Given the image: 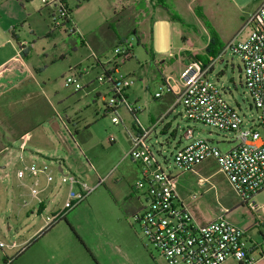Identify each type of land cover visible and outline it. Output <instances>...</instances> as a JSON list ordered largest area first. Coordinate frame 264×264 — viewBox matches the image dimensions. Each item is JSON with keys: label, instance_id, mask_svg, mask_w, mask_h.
Here are the masks:
<instances>
[{"label": "rangeland", "instance_id": "obj_1", "mask_svg": "<svg viewBox=\"0 0 264 264\" xmlns=\"http://www.w3.org/2000/svg\"><path fill=\"white\" fill-rule=\"evenodd\" d=\"M31 1L23 0L32 15L18 32L29 49V61L41 62L37 76L41 86H31L34 95L21 103L20 110L31 112L32 98L42 96L44 91L53 102L55 119L67 118L78 142L71 140L74 146H63L60 152L66 157L64 173L77 175L91 188L100 178L106 180L39 234L43 216L62 208L70 182L61 183L63 173L55 161L48 160L53 181L46 173L33 175L26 169V165L41 166L42 162H22L6 171L8 175L0 170V264H168L133 217L134 208L145 203L142 191L136 187L142 178L140 163L129 155L133 136L141 127H150L152 120L155 122L165 111L158 106L163 99L155 96L161 75L179 76L186 61L204 55L210 29L231 31L234 9L226 0H167L168 7L150 0H68L72 21L56 28L54 21L59 19L54 6ZM240 1L247 13L264 0ZM115 33L118 44L128 39L133 47L132 56L114 72L121 88L124 81L129 83L126 102L116 113L121 119L118 124L112 120L116 114L108 111L113 85L98 80L104 73L99 61L113 65ZM223 42L226 47V38ZM17 55L20 57V49ZM222 58L214 63L208 78L223 88L226 100L250 125L259 111L245 86L241 59L229 49ZM7 62L18 65L14 57ZM73 67L85 69L83 87L78 91L65 82ZM126 104L136 107L137 118ZM187 127L223 151L237 142L232 132L188 119L183 105L178 104L163 115L147 143L163 168L175 174L176 186L197 221L228 213L227 219L240 228L249 223L251 241L247 245L256 242L264 252V190L254 197L259 208L252 209L236 194L216 159L209 158L191 170L175 168L174 155L187 143L185 139L179 142ZM19 168L25 172L22 177L18 176ZM34 189L39 190L37 195ZM79 189L73 186L74 191ZM41 197L47 207L42 213L38 201ZM28 237L23 245L11 246ZM222 264L238 262L230 259Z\"/></svg>", "mask_w": 264, "mask_h": 264}, {"label": "built area", "instance_id": "obj_2", "mask_svg": "<svg viewBox=\"0 0 264 264\" xmlns=\"http://www.w3.org/2000/svg\"><path fill=\"white\" fill-rule=\"evenodd\" d=\"M41 1L45 6H54L59 19L55 18L54 27L71 23L68 0ZM75 30L72 28L73 32ZM246 31L248 32L244 37ZM228 49L241 59L245 86L259 111L250 125H246L238 109L226 100L223 88L208 78L214 63ZM25 50L26 42L22 41L20 57L17 55L14 60L20 61ZM132 52L133 47L128 39L123 44L116 45L111 60L113 65L104 64V73L98 77L99 81L106 80L113 85V96L108 109L114 114L126 102L125 91L129 84L124 81V88H121V81L115 77L114 72L122 62L132 56ZM15 68V64L11 62L0 65V76L5 70ZM70 71L65 77L66 85L76 91L82 89L81 76L85 69L73 67ZM165 93L175 95L173 107L182 104L188 119L232 132L237 140L232 148L223 151L212 140L198 137L195 129L187 127L183 131V138L187 143L178 148L174 155V167L184 171L191 170L196 164L214 158L243 203L252 209L259 208L254 197L264 190V1L249 14L244 26L227 43L220 56L209 65L205 66L200 59H192L185 64L179 76L166 77L155 96L159 98ZM125 106L135 113V106ZM112 120L117 124L121 121L117 114ZM150 132L151 129H147L134 135L133 148L129 153L142 166V178L136 187L142 191L145 203L134 212L133 217L147 241L168 264H222L228 259H235L242 264L255 262L256 257L251 250L257 243L252 241L253 244L247 245L251 237L245 229L227 219L228 213H221L207 223H201L194 218L176 186L175 174L163 168L147 143ZM27 169L33 175L46 173L49 181L54 180L47 163L41 166L33 163ZM61 172V183L70 182L71 188L62 208L47 216L49 225L83 201L106 180L100 178L91 188L77 175L66 174L64 170ZM17 173L19 177L25 174L23 170H18ZM74 185H78L80 189L74 191ZM38 193L39 190L34 189L33 194Z\"/></svg>", "mask_w": 264, "mask_h": 264}, {"label": "crops", "instance_id": "obj_3", "mask_svg": "<svg viewBox=\"0 0 264 264\" xmlns=\"http://www.w3.org/2000/svg\"><path fill=\"white\" fill-rule=\"evenodd\" d=\"M24 1L32 2L31 0ZM135 1L137 2L138 0ZM226 1H228L231 9H234L235 12L231 22V24L234 26L233 29L231 31L229 30L228 33H226L227 30L224 32L220 30L219 34L222 37V42L223 39L226 38V43H228L244 26L249 14L256 10L261 5V3L246 13L244 12V4L240 0ZM0 12V29L2 31H0L1 65L4 62H7V60L10 58H15L17 56L18 49H20V44L22 42V37L18 32L19 26L21 25L23 27L26 25L28 18L32 15V13L29 9H27V6L24 5L23 0L22 2L21 0H0ZM39 12L41 13V10ZM6 16L8 18H5ZM28 26L31 27L30 24H28ZM133 29L136 30V27H133ZM247 32L248 31H246L244 34V37L246 36ZM114 37L117 38V41L114 44L117 45L119 41L117 33H115ZM209 42L210 39L207 40V44ZM29 56V49L27 47L22 59L17 61V67L15 69L5 70L0 76V170L6 173V171H8L13 166L19 167L22 162L27 164L29 162L32 163L37 161L39 164H41V162L42 164H48L49 160L50 162H56L57 168L60 172L62 170L65 171L66 157L61 155L60 152L62 149L64 150L63 146L67 148H72L74 146L71 145V140H73L75 144L78 143L76 135L74 132H72V128L70 127L68 119L64 117H59V120L55 119L54 112H52L55 111L53 102L46 94H44V91L42 96L41 94H38L32 98V102L30 104L32 105L30 108L32 109L31 112H23L20 110V107L22 106L21 103H24L26 98L34 95V92L30 91L31 86H34L35 88L37 86H41L37 80L38 73L41 70V62L32 64L29 61L31 60V57L29 59ZM220 59L223 60V58ZM188 62L189 61H186V63ZM99 63L104 66V63L100 61ZM168 76L174 75L162 74L161 84ZM159 99H163V104H159L158 106L160 109L165 108V111L160 113L159 118L156 119L155 122L154 119L152 120L153 123L150 127H141L136 132V134L147 129H151V131L154 130L156 132L157 124H159L160 121H163V115L173 110L175 103L174 94L165 93L159 97ZM183 140L184 138H182L179 142L182 143ZM139 168L141 171V164ZM18 170L22 169L19 168ZM6 174L8 175V173ZM36 181H38V178L37 180L35 179L34 183ZM21 184L24 185L25 182L22 181ZM45 189L46 188L41 189V192H43ZM38 201L39 205H41L42 213L45 209H47V207L44 205V199L42 197L38 198ZM140 207L141 205L136 206L133 212L137 211ZM42 215L43 214H41V216ZM47 216H43V222L38 228L39 234L42 233V231L49 225V222L46 219ZM216 217L208 221L203 220L201 223L210 222ZM263 220L264 216H262L261 219V222L264 224ZM248 225L249 223H246L243 224L242 227L249 234L250 227ZM30 237L26 238L22 242L11 244V246L17 247L23 245L29 240ZM259 248L262 247L257 244V246L251 250L252 254L256 257V261L251 264H262V261L264 260V252L259 250ZM232 260L237 261L235 259ZM237 262L238 264H242L239 261ZM5 264H8V261H5Z\"/></svg>", "mask_w": 264, "mask_h": 264}, {"label": "trees", "instance_id": "obj_4", "mask_svg": "<svg viewBox=\"0 0 264 264\" xmlns=\"http://www.w3.org/2000/svg\"><path fill=\"white\" fill-rule=\"evenodd\" d=\"M150 1L156 5H162V6L168 7L167 0H150ZM133 33H136L135 29H133ZM210 37H211L210 42H209L208 46L206 47L205 54L199 55V56H196L195 58H193V59L202 60L205 66L209 65L214 59L219 57L220 54L222 53L224 47H225L224 43L221 40L219 32H217L215 29H210ZM24 53H25V51H24ZM133 115L135 116V118H137L136 112L133 113ZM40 210H41V206H40ZM65 215L66 214H64V217H65ZM54 224H55V222L51 223L50 225L47 226L46 229H48L49 227H52ZM46 229H44L42 231V233Z\"/></svg>", "mask_w": 264, "mask_h": 264}]
</instances>
